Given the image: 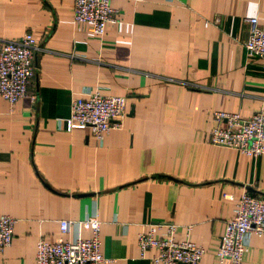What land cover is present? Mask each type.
Wrapping results in <instances>:
<instances>
[{"label":"crops","instance_id":"crops-1","mask_svg":"<svg viewBox=\"0 0 264 264\" xmlns=\"http://www.w3.org/2000/svg\"><path fill=\"white\" fill-rule=\"evenodd\" d=\"M73 1L0 0V41L30 33L38 48L35 101L0 99V215L16 221L0 264H35L40 237L88 238L58 227L88 216L101 223L109 264H150L136 236L162 224L177 226V241L190 227L198 264H216L233 215L223 196L264 199V156L207 142L213 112L264 113L262 61L242 48L247 20L264 24V0H111L116 22L102 38L74 26ZM92 90L126 99L102 146L64 124L72 100ZM241 264H264V235L248 238Z\"/></svg>","mask_w":264,"mask_h":264},{"label":"built area","instance_id":"built-area-1","mask_svg":"<svg viewBox=\"0 0 264 264\" xmlns=\"http://www.w3.org/2000/svg\"><path fill=\"white\" fill-rule=\"evenodd\" d=\"M127 1V0H120ZM141 2L142 0H130ZM116 10L111 0H74L72 21L74 26L102 38L106 28L116 22ZM216 23L214 20L212 24ZM207 25V24H205ZM248 31L242 48L248 58L262 61L264 69V24L247 20ZM37 42L30 33L13 42L0 41V99L10 106L35 95L29 94V86L36 71ZM126 99L104 96L98 90L72 100L69 118L64 120L66 131L90 129L96 143L102 146L112 130H119L126 117ZM214 127L209 131L210 146L237 152L247 158L264 156V113L253 114L244 120L236 113L213 112ZM233 203L232 218L225 222L219 246L215 252L216 264H241L242 254L250 236L264 235V199L243 192L237 198L225 195ZM16 221L0 215V252L9 247ZM59 232L67 234L72 227L89 233L86 239L72 242H49L40 237L36 244L35 264H109L100 251L101 223L96 216L81 221L61 220ZM159 235L151 231L138 233L136 244L140 256L152 251L150 264H198L203 250L189 240L191 228H184V238L177 241V226H156Z\"/></svg>","mask_w":264,"mask_h":264},{"label":"water","instance_id":"water-1","mask_svg":"<svg viewBox=\"0 0 264 264\" xmlns=\"http://www.w3.org/2000/svg\"><path fill=\"white\" fill-rule=\"evenodd\" d=\"M77 197H81V196H77Z\"/></svg>","mask_w":264,"mask_h":264}]
</instances>
